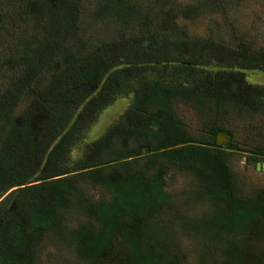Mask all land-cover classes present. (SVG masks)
Here are the masks:
<instances>
[{"label": "trees", "instance_id": "16d2710c", "mask_svg": "<svg viewBox=\"0 0 264 264\" xmlns=\"http://www.w3.org/2000/svg\"><path fill=\"white\" fill-rule=\"evenodd\" d=\"M177 17L173 8L157 14L142 0H0L7 63L16 55L20 64L29 57L33 63L28 71L8 65L0 71V102L37 104L56 122L34 144L27 125L15 128L11 110L0 107V197L9 191L0 200V264H39L31 246L45 230L54 259L65 264H184L178 233L191 226L175 228L184 212L175 215L165 190L171 168L188 169L194 185L181 194L194 193L209 206L201 238L227 264H250L242 255L250 236L264 237V189L242 192L232 164L237 147L232 138L217 145L216 137L229 132L223 117L230 110L261 111L264 118V85L246 78V71H264V60L243 36L236 55L221 58L212 46L206 57L168 20ZM105 20L113 30L101 35L96 27ZM119 31L128 34L127 50L112 59L106 34ZM178 44L191 54L173 52ZM7 78L15 80L7 86ZM126 97L122 113L109 114L97 130L103 112ZM179 104L191 113L187 122ZM250 121L258 126L263 119ZM23 144L35 150L32 165L22 162ZM263 150L264 143L250 148L247 161L264 157ZM94 189L99 197L89 194Z\"/></svg>", "mask_w": 264, "mask_h": 264}, {"label": "rangeland", "instance_id": "374dc122", "mask_svg": "<svg viewBox=\"0 0 264 264\" xmlns=\"http://www.w3.org/2000/svg\"><path fill=\"white\" fill-rule=\"evenodd\" d=\"M146 4L150 5L154 12L158 14L159 11H165L171 13L173 8L174 13L178 15L176 19H168L172 21L177 27L180 24V28L185 31V33L190 38L189 41L197 44L203 53H206L212 48L225 55V59L229 58L230 55H236L235 46L239 42V38L243 36L246 40L250 41V53H253L264 60V0H242L241 2L235 3V0H142ZM194 5L193 9H189L190 5ZM189 4V7H187ZM191 5V6H192ZM7 12L3 10V14ZM4 16V15H3ZM5 27H8V23L5 20ZM162 27V26H161ZM96 28L99 29V34L103 35L105 32H110L113 30V22L111 20L102 21ZM159 30L165 31V28H159ZM107 35V48L112 59L116 56V51L127 50L126 40L128 34L125 31H119L117 34ZM11 47L7 43L0 41V71H4V67H16L20 66L22 71L31 70L33 63L29 58L24 60L23 64L19 63L21 59L20 55H16L13 60H8L5 52ZM173 52H182L183 54H188L191 52L189 50L183 49L182 44H178L176 49H172ZM207 51V52H206ZM225 54H224V53ZM207 57V55H206ZM207 59V58H206ZM246 78L251 83L263 84L264 85V71L249 70L246 71ZM17 76V74H14ZM14 78H7L6 85L13 82ZM129 98H123L118 100L115 104L111 105L108 110L103 112V115L99 118L95 128L101 129L104 123H109L111 118H114L116 114L122 113V111L129 104ZM13 105L0 102V107L7 108L11 110L13 116V126L19 130H22L23 124H26L31 134L33 135L34 141L39 143L43 138V135L48 131L51 132L54 128L53 116L46 112L45 110L39 111V105L34 104L31 107L25 106L23 102H12ZM34 108L36 111L34 113ZM29 109V114H27V123L21 121L23 115ZM178 111L181 113V118L186 122L187 118H191V113L188 108L179 104L177 106ZM105 112H107L105 114ZM110 114V119H109ZM11 115V114H10ZM255 117H260L263 119L257 126L255 123H251V119ZM199 122L203 125V118L199 117ZM224 118V123L226 128L229 130L230 138H232L233 144L237 149H232L235 152V156L232 157L236 160L234 163V170L238 173L239 180L238 184L242 192L246 194L249 191H257L264 189V170L257 168V163H264V157L259 155L253 160L247 161V155L250 156L252 150L258 151L264 143L262 137L264 136V118L263 113L260 111L255 112L253 115L250 113L238 114L233 110H230L227 117ZM198 122V123H199ZM196 125V122H191ZM252 126H257V134L253 136ZM200 133L197 129L193 131V134ZM91 134V138L95 136ZM98 135V133H97ZM218 135V134H217ZM217 138V137H216ZM228 139V141H229ZM87 140H89L87 138ZM227 141V143H228ZM225 144V146L227 145ZM218 145V144H217ZM224 146V145H220ZM24 155L22 157V162L25 165H32L36 162L35 150L30 149L26 144L22 146ZM264 151V150H263ZM264 153V152H263ZM247 154V155H246ZM263 157V158H262ZM260 158L261 161H260ZM246 163V167H245ZM12 164L15 166L17 162L14 160ZM36 168V166L34 167ZM24 171V169H20ZM194 175L187 169L184 171L175 170L174 168L169 169L164 178L166 181L165 190L170 195V203L173 204L178 215V208L184 212L182 216V221L180 219L175 220V228L182 229V227H188L190 224L191 228L182 231V234L178 233V236L183 238V245L186 247L183 257L184 264H199V256H201L202 264H227L228 260L224 253L218 251L210 242H206L201 238L203 234L202 229L199 227V222L202 220L205 226L206 220H208V212L206 210L209 208L207 202L198 201V198L194 193H192L189 199L186 195L181 194L184 189L190 190L194 185ZM100 189H94L89 191V194H95L99 197ZM7 191L0 200L8 193ZM244 193V194H245ZM70 208V207H68ZM13 212V211H12ZM166 214L170 218H174L166 210ZM166 218L167 216L164 215ZM161 217L160 220L165 219ZM18 220V219H17ZM22 220H26L25 218ZM21 223H24V221ZM62 222V221H61ZM184 222H187L185 225ZM69 225H72L70 223ZM209 227V225H207ZM255 224L252 225L251 230L255 228ZM183 227V228H184ZM210 228V227H209ZM211 229V228H210ZM251 231V232H252ZM46 230L43 232L40 240L31 246L32 255H37L40 259L39 264H65L60 260L54 259L53 254H56V247L52 243L53 237L49 234L45 235ZM199 234V235H198ZM51 242V243H48ZM247 246L245 247V252L242 257L244 262H250V264H264V237L263 238H252L251 236L246 241ZM66 253L71 250L67 247ZM51 254V255H50ZM64 254V253H63ZM75 254V252H74ZM65 255V254H64ZM71 258V257H70ZM63 260V259H62ZM47 261L49 263H47ZM239 264H244L240 262Z\"/></svg>", "mask_w": 264, "mask_h": 264}, {"label": "water", "instance_id": "95a60500", "mask_svg": "<svg viewBox=\"0 0 264 264\" xmlns=\"http://www.w3.org/2000/svg\"><path fill=\"white\" fill-rule=\"evenodd\" d=\"M230 137V133L220 131L218 132L216 143L218 145H225ZM148 150V147H145ZM257 168L260 170H264V163H257Z\"/></svg>", "mask_w": 264, "mask_h": 264}]
</instances>
